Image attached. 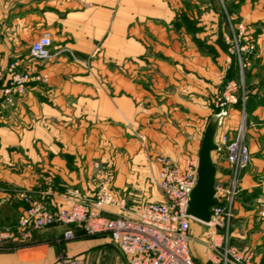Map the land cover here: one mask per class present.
Masks as SVG:
<instances>
[{"label": "crops", "instance_id": "crops-1", "mask_svg": "<svg viewBox=\"0 0 264 264\" xmlns=\"http://www.w3.org/2000/svg\"><path fill=\"white\" fill-rule=\"evenodd\" d=\"M181 9L180 0H0V69L28 60L31 43L44 33L55 52L39 67L47 84H30L13 108L0 105V186L34 193L51 210L69 208L75 190L92 200L99 188H109L123 201L105 208L109 217L136 218L144 204L164 201L155 158L198 160L228 63L214 35L209 43L216 54L201 55L182 26L173 29ZM259 44V86L249 73L248 105L227 106L216 135V141L232 137L245 124L251 158L227 244L250 253L253 264L264 263V35ZM212 161L215 182L226 185L222 148ZM0 200V224L14 223L26 208L4 195ZM65 229L45 230L52 239ZM209 231L190 222L189 250L198 264H212ZM45 237L0 250V264L55 263L57 249ZM99 241L66 244L67 258L80 260L106 244Z\"/></svg>", "mask_w": 264, "mask_h": 264}, {"label": "built area", "instance_id": "built-area-1", "mask_svg": "<svg viewBox=\"0 0 264 264\" xmlns=\"http://www.w3.org/2000/svg\"><path fill=\"white\" fill-rule=\"evenodd\" d=\"M53 55L51 37L44 33L31 43L28 60L16 61L0 69V78H4L0 86V105L13 108L30 84L47 82V76L39 67ZM237 89L236 83L228 84L224 102L219 105L221 108L235 103ZM216 142L224 150L229 178L226 185L220 182L214 184L218 204L211 208L210 221L205 224L210 230L213 252L209 260L212 264H253L250 253L238 251L227 244L241 176L251 158L243 124L232 137L222 134ZM155 161L160 165L157 186L164 201L144 204L136 218L104 215L106 207L123 205V201L109 188H99L92 200L83 199L75 190L69 208L57 210H51L44 199L21 193L20 200L27 207L18 219L20 235L28 238L35 231L56 225L78 228L90 235L107 236L128 257L127 264H198L189 250L190 222L194 219L187 212L189 194L198 178V160L189 158L184 164H179L167 156L158 155ZM93 169L99 170L100 164L94 163ZM10 235L0 230V245ZM72 235L71 230L64 232L65 238H72ZM53 264L82 263L77 259L61 258Z\"/></svg>", "mask_w": 264, "mask_h": 264}, {"label": "rangeland", "instance_id": "rangeland-1", "mask_svg": "<svg viewBox=\"0 0 264 264\" xmlns=\"http://www.w3.org/2000/svg\"><path fill=\"white\" fill-rule=\"evenodd\" d=\"M180 1L182 2V9L175 16L173 29L179 31L182 26L183 33L190 37L201 55L213 56V54H216V49L213 44L209 43V37L214 35V45H217L228 58L220 86L221 91L214 102L215 114L218 113V109H221L219 105L224 102L225 90L231 82L236 83L238 88L234 93L236 101L232 105L236 107V103L240 100L242 106H247L250 99L248 97V90L250 89L249 73L252 72V79L255 78V85L259 86V51L261 47L259 38L264 35V0ZM54 56L55 54L51 58ZM45 75L47 76V74ZM47 82L43 84H47ZM224 108L223 111H226V107ZM243 127L245 134L244 123ZM21 193L30 192L23 189L0 186V194H3L5 198H10L8 203L25 204V202L20 200ZM31 194L33 198L38 197L34 193ZM3 202V200H0V207ZM25 206L27 207L26 204ZM18 218L17 222L11 227L6 229L0 228L1 231L13 235H10L9 239L0 245V250L4 252L10 251L16 245L31 243L37 240V238L43 239L47 236L45 237L46 240L48 239L49 244L56 247L58 259H61L67 258L65 245L68 243L92 240L100 242L99 240H102L106 244L98 245L96 248L93 247L83 254L81 259L84 264H116V262L118 264H127L128 262V257L118 247L120 253L112 249L111 245L105 239L106 236L90 235L83 230L78 231L75 228H66L72 231V238H65L63 233L50 239V235L46 234L48 230L35 231L36 233H31L28 238H22L18 227ZM34 236H37L36 239H34Z\"/></svg>", "mask_w": 264, "mask_h": 264}, {"label": "water", "instance_id": "water-1", "mask_svg": "<svg viewBox=\"0 0 264 264\" xmlns=\"http://www.w3.org/2000/svg\"><path fill=\"white\" fill-rule=\"evenodd\" d=\"M225 115L226 111L221 110L207 122L198 152V178L189 194L187 212L194 220L203 224L210 221L211 208L218 204L214 188L217 168L212 161V153L219 150L216 135Z\"/></svg>", "mask_w": 264, "mask_h": 264}, {"label": "trees", "instance_id": "trees-1", "mask_svg": "<svg viewBox=\"0 0 264 264\" xmlns=\"http://www.w3.org/2000/svg\"><path fill=\"white\" fill-rule=\"evenodd\" d=\"M237 105H236V107L237 108H240L241 107V102H240V100H238V102L236 103ZM225 108H221L220 110L218 109L217 110V112H219V111H221V110H224ZM0 209H2L1 207H0ZM19 219V218H18ZM17 222V220L14 222V223H16ZM13 222L12 223H7V224H0V228L1 229H6V228H9V227H11L13 224H14ZM81 230V229H80Z\"/></svg>", "mask_w": 264, "mask_h": 264}]
</instances>
